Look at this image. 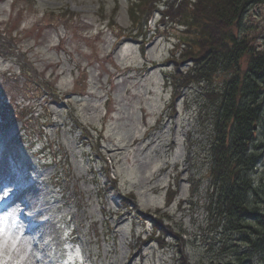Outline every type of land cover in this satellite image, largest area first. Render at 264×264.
Segmentation results:
<instances>
[{"label": "rangeland", "instance_id": "obj_1", "mask_svg": "<svg viewBox=\"0 0 264 264\" xmlns=\"http://www.w3.org/2000/svg\"><path fill=\"white\" fill-rule=\"evenodd\" d=\"M136 2L0 0V34L20 55L0 56V82L8 79L0 85V122L11 108L27 112L26 128L16 123L0 134V214L18 203L35 210L21 219L39 234L41 264H176L173 235L190 264L236 263L251 249L210 192L214 104L203 96L225 75L184 88L172 109L163 73L175 69L167 63L175 32L155 30L154 10L142 55L129 10ZM237 34L264 55V3L245 12ZM23 63L54 99L36 97ZM82 129L92 140L82 142ZM254 144L264 145L263 123ZM257 152L250 178L262 192L264 150ZM10 188L25 190L12 202ZM149 217L165 231L153 241ZM252 261L264 264V255Z\"/></svg>", "mask_w": 264, "mask_h": 264}, {"label": "trees", "instance_id": "obj_2", "mask_svg": "<svg viewBox=\"0 0 264 264\" xmlns=\"http://www.w3.org/2000/svg\"><path fill=\"white\" fill-rule=\"evenodd\" d=\"M261 3L264 0H138L129 9L137 30L136 38L143 39L142 54L147 44L145 31L151 26L154 10L160 15L155 30L165 34L169 30L175 32L176 42L167 61L175 69L164 74L166 84L172 89L169 105L172 109L184 88L193 83L211 82L218 74L225 75L219 89H205L203 96L214 104L209 144L213 157L210 192L212 197L217 195L219 213L233 230L243 233L251 249L248 257L237 254V262L231 264H253L252 256L264 255V186L259 192L250 178L260 162L257 150H264V145L254 144L256 130L253 129L258 123L264 124V55L251 51L246 40L239 39L237 34L245 12ZM3 36L1 33L0 56L10 54L19 58L16 44L10 43L14 40L5 41ZM181 63L191 65V69L185 73L177 70ZM21 68L25 82L41 96L46 88L36 79L34 69L27 63ZM26 114L24 109H9L8 121L2 120L1 127L15 121H22L25 126ZM105 171L108 176V170ZM109 181L111 188L116 187V180ZM121 202L124 207L129 206L127 198ZM149 218L153 233L148 239L153 241L154 232L165 235V231L155 217ZM173 239L178 243L175 263L190 264L182 242L175 235ZM154 241L161 243L162 239L154 238Z\"/></svg>", "mask_w": 264, "mask_h": 264}, {"label": "clouds", "instance_id": "obj_3", "mask_svg": "<svg viewBox=\"0 0 264 264\" xmlns=\"http://www.w3.org/2000/svg\"><path fill=\"white\" fill-rule=\"evenodd\" d=\"M21 213L32 217L35 210L18 203L0 214V264H41L43 245L39 234L28 233Z\"/></svg>", "mask_w": 264, "mask_h": 264}, {"label": "bare ground", "instance_id": "obj_4", "mask_svg": "<svg viewBox=\"0 0 264 264\" xmlns=\"http://www.w3.org/2000/svg\"><path fill=\"white\" fill-rule=\"evenodd\" d=\"M15 133V129L12 128V131H8L7 134H14ZM13 188H10V190L8 191V197L10 199V201H15L18 199V196H20L17 191H13ZM0 192H2V190H0Z\"/></svg>", "mask_w": 264, "mask_h": 264}, {"label": "flooded vegetation", "instance_id": "obj_5", "mask_svg": "<svg viewBox=\"0 0 264 264\" xmlns=\"http://www.w3.org/2000/svg\"><path fill=\"white\" fill-rule=\"evenodd\" d=\"M258 125H259V123H258ZM258 125H256V126H258Z\"/></svg>", "mask_w": 264, "mask_h": 264}]
</instances>
